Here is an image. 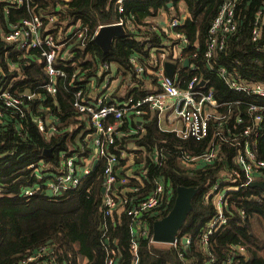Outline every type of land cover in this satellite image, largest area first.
Returning <instances> with one entry per match:
<instances>
[{
  "label": "trees",
  "instance_id": "1",
  "mask_svg": "<svg viewBox=\"0 0 264 264\" xmlns=\"http://www.w3.org/2000/svg\"><path fill=\"white\" fill-rule=\"evenodd\" d=\"M222 1L122 0L121 17L130 20L134 31H127L123 38L116 39L108 53L103 54L94 40L84 49L80 48L75 39L63 46L53 65L63 69L68 78L58 80L57 95L48 97L45 101L28 103L25 118L5 120L0 124V188L8 191L0 196V264H19L28 253H34L42 246L49 247L48 251L52 253L46 254L40 264H104L106 253L102 239L101 168H94L88 176L81 179L74 191L62 192L55 197L41 193L24 197L21 190L32 186L36 180L34 170L27 167L33 164L37 169L42 164L52 165L54 171L60 151L80 147L85 135L91 134L93 130L90 122L86 123L75 114L72 108L73 92L84 88L92 80L100 79L98 72L103 62L117 65L124 76L126 73L135 74L129 63L133 56H136L139 64L147 66L150 62L143 46L146 38L161 39L157 32L148 30L150 21L161 11L177 14L180 5H183L187 17L178 29L197 45L186 48L184 55L196 66H200V73L208 76L217 96L220 91L224 99L236 98L203 61L204 39ZM115 2L116 0H51L53 9L49 12L60 14L58 26L63 32L71 24L83 23L89 26L90 33L93 34L98 25L119 18ZM258 12L264 14V0L235 1L236 30L227 37L224 48L213 54L211 64L224 67L233 75H240L247 84L264 85V20L260 38L256 42L251 39ZM1 14L0 7V81L3 80L4 86L12 84L13 87L46 83L45 59L39 50L17 52L2 40L6 21ZM14 14L11 15L12 22L17 21L19 16L26 15L25 11H19L17 16ZM52 34L58 43L57 31H52ZM193 53L197 54L195 58H191ZM67 55L72 56L71 60L66 59ZM10 63L15 66H10ZM112 70L111 66L110 74ZM71 73L76 74L73 82H70ZM189 77L190 71L180 65V83L187 81ZM145 90L127 88L126 95L116 99L121 101L128 94L141 96ZM39 104L42 105L41 108ZM45 108H50V117L59 119L57 132L49 140H45L35 126V115L44 116ZM143 124L144 134L122 140L123 146L127 142H133L149 155L161 149L169 156H165L160 167L146 162L148 171L143 176L144 187L139 196H145L151 191L154 180L169 186L173 194L169 202L164 203L150 218V236L153 222L166 216L171 210L176 188L195 187L197 193L192 199V210L177 234L178 237L186 235L190 238V245L184 254L186 262L204 264L211 259L212 264H231L227 261L234 254L231 246L244 245L247 258H242L237 264H264V188L254 187L244 192L246 196H254L241 206L245 213L244 219L233 208L231 219L210 236L208 249L211 258H208L205 248L200 245L202 233L215 215L213 201L209 197L211 186L226 170V163H231L234 153L232 148L222 145L217 162L201 164L189 170L177 155L181 151L198 155L204 151L207 140L201 143L191 138L180 139L173 133H162L158 130L156 117L146 116ZM251 138L257 157L264 160V128L260 127L256 136ZM86 142L89 148L84 151H92L90 140ZM49 149H52L51 157H45L43 151ZM140 163L142 162L136 161L138 166ZM262 180L264 181V169ZM132 183L136 185L135 181ZM241 194L242 192L232 195L233 205L238 206ZM106 236L116 252L114 264H132L129 218L125 214H121L119 218L115 215V222L109 225ZM137 243V264L183 263L178 258L177 251L170 246L151 243L149 237L139 238Z\"/></svg>",
  "mask_w": 264,
  "mask_h": 264
},
{
  "label": "built area",
  "instance_id": "2",
  "mask_svg": "<svg viewBox=\"0 0 264 264\" xmlns=\"http://www.w3.org/2000/svg\"><path fill=\"white\" fill-rule=\"evenodd\" d=\"M235 1H222L204 39L203 61L210 66L209 71L223 81L236 98L224 99L220 91L217 96L208 76L200 73V66L184 56L186 48L197 46L178 29L186 20L185 12L179 10L177 14H173L161 11L150 21L148 29L157 32L161 39L146 38L143 46L150 63L142 66L136 56L131 57L129 63L135 74L126 73L124 80V85L129 89H146V92L141 96L128 94L121 101L116 98L110 100L112 91L119 84L122 70L115 64L103 62L98 72L101 80H92L84 88L73 92L72 108L78 118L84 116L85 119L81 120L90 122L92 133L85 135L80 147L58 153V164L54 168L56 171H53L52 165L42 164L37 169L33 164L27 167L34 170L36 180L32 186L21 190L24 197L37 193L55 197L62 192L74 191L81 179L88 176L94 168H101L102 239L106 253L104 264H114L116 258V252L106 236L109 225L115 222V215L119 218L121 214H125L129 218L132 264H137V239L149 237V241L154 243L152 235L150 236L149 220L173 196L169 186L159 180L153 181V187L147 195L139 196L144 187L143 176L148 171L146 162L160 167L165 156H169L161 149L149 155L133 142H127L123 146L122 140L144 134L143 118L146 116L156 117L158 130L162 133H173L180 139L191 138L201 143L207 140L204 151L198 155H191L187 151H181L177 155L183 166L189 170L201 164L217 162L222 145H228L234 152L231 163H226V170L211 186L209 193L215 215L207 223L200 239V245L205 248L208 258H211L208 249L210 236L231 219L233 208L244 219L245 213L241 206L243 202L254 198L244 195V192L251 188L249 185L252 182H264V160L257 157L251 138L256 136L260 127L264 128V85L247 84L240 75H233L226 68L211 64L213 54L224 48L227 37L236 30ZM0 7L1 16L6 21L2 40L13 46L17 52L39 50L45 59L44 71L47 77L46 83L35 86H4L3 80L0 81V124L5 120L25 118L28 103L45 101L48 97L57 95L58 80H66L68 75L63 69L55 67L53 62L71 39H75L80 48L84 49L103 26L120 25L125 35L127 31H134L130 20L121 17L122 0L115 2L119 18L98 25L93 34L89 33L83 23L71 24L63 32L58 26L60 14L49 12L53 9L51 0H0ZM19 11H25L26 15L19 16L17 21H10L11 15H19ZM263 20L264 14L258 12L251 32L253 42L260 38ZM52 31H57L58 43L54 40ZM262 51L264 52V47ZM196 56L193 53L191 58ZM71 58V55L66 57L67 60ZM185 60H188L186 69L190 71L191 77L180 83V65L183 66ZM165 63L175 66L172 77L166 74ZM10 64L15 66L14 63ZM111 66L113 70L110 74ZM75 79L76 74L71 73L70 82ZM41 106L39 104V108ZM50 112V108H45L44 116L35 115V126L45 140H49L57 132L59 123L58 118L50 117ZM86 140H90L92 151H84L89 148ZM137 160L142 162L140 166L136 164ZM4 192L8 193L0 188V196ZM239 192L242 194L239 196L238 206L233 205L232 195ZM168 245L177 251L182 264H188L184 256L190 245L188 236H176ZM48 249L49 247L42 246L36 252L28 253L19 264H40L46 254L52 253ZM231 249L234 254L228 258V263L237 264L242 258H247L244 245H233ZM212 263L208 259L204 264Z\"/></svg>",
  "mask_w": 264,
  "mask_h": 264
},
{
  "label": "water",
  "instance_id": "3",
  "mask_svg": "<svg viewBox=\"0 0 264 264\" xmlns=\"http://www.w3.org/2000/svg\"><path fill=\"white\" fill-rule=\"evenodd\" d=\"M125 32L120 25L103 26L97 32L94 42L103 54L108 53L116 39L123 38ZM188 66V60L183 62V67ZM164 69L169 77L173 76L174 65L164 64ZM52 149L44 150L45 157H51ZM95 165V162H94ZM251 188H264V182H252ZM103 191V190H102ZM197 193L195 187L179 186L175 190V198L171 210L166 216L153 222L152 224V241L156 244H171L182 228L188 214L192 210V199ZM44 194V193H43Z\"/></svg>",
  "mask_w": 264,
  "mask_h": 264
},
{
  "label": "crops",
  "instance_id": "4",
  "mask_svg": "<svg viewBox=\"0 0 264 264\" xmlns=\"http://www.w3.org/2000/svg\"><path fill=\"white\" fill-rule=\"evenodd\" d=\"M179 10H182L183 12H185V9H184V7H183V5H180V8H179ZM185 14H186V12H185ZM107 24V23H106ZM100 25H104V24H100ZM87 26V28H88V31H89V33L91 32L90 30H89V26L88 25H86ZM185 56V55H184ZM187 68V67H186ZM121 74H120V76H119V84L116 86V89H114L113 91H112V94L110 95V100H113V99H115V98H117V97H119V96H125L126 95V92H127V86H125L124 85V80H125V78L127 77V74L124 76L123 75V71L122 72H120ZM110 101H107V103H109ZM260 189V188H259ZM154 244H156V243H154ZM159 245H161V244H159ZM162 245H166V244H162ZM103 246H104V243H103ZM167 246H169L168 244H167Z\"/></svg>",
  "mask_w": 264,
  "mask_h": 264
},
{
  "label": "rangeland",
  "instance_id": "5",
  "mask_svg": "<svg viewBox=\"0 0 264 264\" xmlns=\"http://www.w3.org/2000/svg\"><path fill=\"white\" fill-rule=\"evenodd\" d=\"M170 13H173V14H175L174 12H170ZM80 119H85V117L84 116H80L79 117ZM87 123V122H86ZM88 126V125H87ZM71 131V130H70Z\"/></svg>",
  "mask_w": 264,
  "mask_h": 264
}]
</instances>
